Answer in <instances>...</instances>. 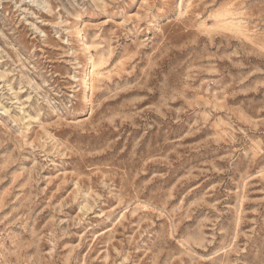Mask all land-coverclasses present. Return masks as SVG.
Here are the masks:
<instances>
[{"label":"rangeland","instance_id":"obj_1","mask_svg":"<svg viewBox=\"0 0 264 264\" xmlns=\"http://www.w3.org/2000/svg\"><path fill=\"white\" fill-rule=\"evenodd\" d=\"M0 264H264V0H0Z\"/></svg>","mask_w":264,"mask_h":264}]
</instances>
